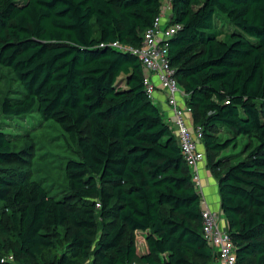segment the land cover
Segmentation results:
<instances>
[{
  "label": "trees",
  "instance_id": "16d2710c",
  "mask_svg": "<svg viewBox=\"0 0 264 264\" xmlns=\"http://www.w3.org/2000/svg\"><path fill=\"white\" fill-rule=\"evenodd\" d=\"M169 1V58L204 128L236 264H264V0H0V65L21 84L7 116L37 110L77 144L53 192L0 131V264H214L201 194L173 127L127 50ZM233 137L222 140L220 133ZM248 137L241 158L221 151ZM99 203V205H98Z\"/></svg>",
  "mask_w": 264,
  "mask_h": 264
},
{
  "label": "built area",
  "instance_id": "2783aa9c",
  "mask_svg": "<svg viewBox=\"0 0 264 264\" xmlns=\"http://www.w3.org/2000/svg\"><path fill=\"white\" fill-rule=\"evenodd\" d=\"M172 16L169 1H164L160 13L145 31L140 45L114 42L113 46L130 51L139 58L144 71L145 90L151 99L155 98L159 88L163 90L165 101L173 116L174 131L182 155L192 170L193 181L204 205L206 197L200 176V165L206 161L204 128L194 124L192 108L186 103V93L169 58L170 40L181 28L180 24L172 22ZM202 224L204 237L213 248L217 259L223 264H236V251L228 229L221 224L220 213L213 208H203Z\"/></svg>",
  "mask_w": 264,
  "mask_h": 264
},
{
  "label": "rangeland",
  "instance_id": "374dc122",
  "mask_svg": "<svg viewBox=\"0 0 264 264\" xmlns=\"http://www.w3.org/2000/svg\"><path fill=\"white\" fill-rule=\"evenodd\" d=\"M21 90V84L13 72L8 67L0 65V131L8 135L14 150L30 147L32 156L27 159L32 177L42 180L53 192L61 194L68 186L64 163L70 158L80 156L79 147L56 121L43 118L37 110L24 117L7 116L2 110L4 99L20 96ZM220 136L222 140L233 137L232 134L225 132L220 133ZM247 142L248 137L239 136L238 146L231 145L221 151L220 155L233 156L232 163H235L241 158ZM3 243L9 250L4 257L6 264H18L15 257L11 259L14 253L13 245L8 240H4ZM81 264L93 262L86 259Z\"/></svg>",
  "mask_w": 264,
  "mask_h": 264
},
{
  "label": "crops",
  "instance_id": "0c3cea01",
  "mask_svg": "<svg viewBox=\"0 0 264 264\" xmlns=\"http://www.w3.org/2000/svg\"><path fill=\"white\" fill-rule=\"evenodd\" d=\"M153 101L162 109L165 120L168 123H170V125L172 126L173 116L165 101V94L161 88L157 90ZM173 129H175L174 125H173ZM223 157H224L223 158L224 165H228V163H231L232 158H233V156L231 157L223 156ZM200 176H201L202 184H203V192L206 197L205 198L206 203L203 205V207L213 208L217 210L220 213L221 224L226 229H228L229 228L228 221L221 210L220 197L218 193L217 177L214 174L213 169L209 165H207V161L202 162L200 165ZM214 264H223V262L220 261L219 259H216Z\"/></svg>",
  "mask_w": 264,
  "mask_h": 264
}]
</instances>
